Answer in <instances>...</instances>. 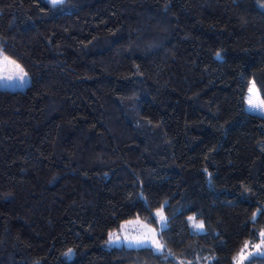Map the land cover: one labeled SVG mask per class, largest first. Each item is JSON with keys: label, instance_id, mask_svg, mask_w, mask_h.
<instances>
[{"label": "trees", "instance_id": "1", "mask_svg": "<svg viewBox=\"0 0 264 264\" xmlns=\"http://www.w3.org/2000/svg\"><path fill=\"white\" fill-rule=\"evenodd\" d=\"M0 48L31 80L0 88V264L256 251L264 117L244 98L250 81L264 98V0H0ZM160 208L164 253L108 244L124 222L157 226ZM259 251L244 264H264Z\"/></svg>", "mask_w": 264, "mask_h": 264}, {"label": "snow or ice", "instance_id": "2", "mask_svg": "<svg viewBox=\"0 0 264 264\" xmlns=\"http://www.w3.org/2000/svg\"><path fill=\"white\" fill-rule=\"evenodd\" d=\"M52 6L61 5L64 3V0H47ZM220 54L217 53V57L219 58ZM19 81L20 85H24L28 82V73L24 70V68L17 63L15 60L11 59L7 54L4 53L3 49L0 48V83H14ZM264 86V85H262ZM247 95L244 98L247 107L245 111L249 113L258 114L264 116V98L261 97L260 92L257 88L255 81H252L250 85H246ZM155 216H161V224L162 228L167 227L166 220L163 219L161 213H156ZM154 216V218H155ZM255 219V217H253ZM131 223V222H129ZM123 228V226H121ZM194 227L198 230H202L204 225L203 223L194 224ZM259 243L253 244L257 252L264 247V232L259 233ZM110 244H120L121 236L116 233H109V241ZM123 243H126L129 247H139V248H151L155 245L156 249L162 250L163 246L159 244L158 241L154 238V236H149L147 234H142L139 236H130L128 234L123 235ZM250 241H245L243 247L240 249L237 257L234 258L236 260V264H244V261L248 259L246 250L250 245ZM75 255L73 249H68L67 252L64 253V256L71 259Z\"/></svg>", "mask_w": 264, "mask_h": 264}, {"label": "rangeland", "instance_id": "3", "mask_svg": "<svg viewBox=\"0 0 264 264\" xmlns=\"http://www.w3.org/2000/svg\"><path fill=\"white\" fill-rule=\"evenodd\" d=\"M251 82L252 81H250L248 85H250ZM30 83H31V80H30V77L28 76V82L26 84H24V85H20L19 81H16L14 83L5 82V83H0V88L1 89H10V90L26 89L30 85ZM246 95H247V91H246ZM246 107H247V105H246V102H245V108ZM251 114H254V113H251ZM255 115H258V114H255ZM258 116H261V115H258ZM261 117H264V116H261ZM158 212L162 214L163 219L166 220V222H167V217L165 215L164 209L163 208L158 209L155 212V214L158 213ZM155 217L157 219V226H152V225L148 224L147 222L141 220L140 218H136V219H133V220H130V221L122 223L121 226H123V228L120 226L119 229H117L116 231L112 232V233H116L117 235H120L122 242L120 244H110L108 242V244L110 246H113V247L139 248V247H129L126 243H123V235L124 234H128L130 236H139V235H142V234H147L149 236H154L156 241H158L159 244H161L163 246L162 250H159V251L156 249L155 245H153L151 247V249H153L154 252L157 253V254L164 253L165 252L164 245H163L162 241L160 240L159 235H160L161 231L164 230L165 228H162L161 216H155ZM129 222H131V223H129ZM197 223H201V221H197L193 217L191 225H192L194 231H196L198 233L204 232V228L202 230H198V229H196L194 227V224H197ZM167 226H168V222H167ZM249 253H251V255L248 256V258H250L251 256H254V255H257V254L261 255L262 251L257 252V250L256 251L254 250V251H251Z\"/></svg>", "mask_w": 264, "mask_h": 264}]
</instances>
